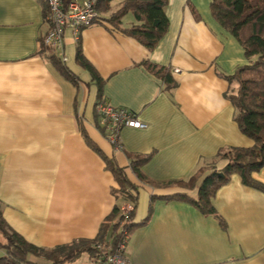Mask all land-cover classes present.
<instances>
[{"label": "crops", "instance_id": "crops-1", "mask_svg": "<svg viewBox=\"0 0 264 264\" xmlns=\"http://www.w3.org/2000/svg\"><path fill=\"white\" fill-rule=\"evenodd\" d=\"M43 1L0 0V214L5 224L44 248L98 235L117 199L113 175L85 142L83 129L139 186L135 222L151 211L128 237L129 264H264V192L232 175L212 199L222 227L216 215L160 198L189 190L144 184L129 167L130 156L151 153L141 167L146 177L180 181L220 150L252 144L233 119L229 83L222 76L247 59L239 42L212 17L211 0H168V29L152 51L100 23L81 28L78 41L66 29L61 53L77 82L41 50L47 28ZM118 4L113 1L112 8ZM132 21L129 14L123 24ZM78 46L104 81L105 102L147 124L123 127L120 150L95 123L98 84L77 62ZM145 60L169 67L176 87L165 89L143 66ZM252 177L264 184V167Z\"/></svg>", "mask_w": 264, "mask_h": 264}, {"label": "trees", "instance_id": "trees-1", "mask_svg": "<svg viewBox=\"0 0 264 264\" xmlns=\"http://www.w3.org/2000/svg\"><path fill=\"white\" fill-rule=\"evenodd\" d=\"M70 1L62 0V3L67 5ZM113 1L115 0H96L97 16L93 23H100L111 32L122 33L135 39L148 51L154 50L168 29L169 21L165 14L168 0H117L119 4L115 9L111 5ZM43 2L45 18L48 8L45 0ZM209 7L215 21L239 42L247 59V63L238 66L232 74H222V76L229 83L226 97L234 109L233 119L241 133L252 140V144L247 147L230 146L220 150L187 179L180 181L158 183L146 177L141 167L150 159L151 153L130 156L129 167L144 184L153 187L178 186L189 190L190 192H178L160 198L166 201L185 202L205 216L216 215L222 227H225L223 219L215 213L212 199L216 191L227 183L232 175H238L245 185L264 192V184L252 177V172L264 167V0H211ZM190 10L194 18L200 20L198 12L192 5ZM129 14L133 17V21L123 24V19ZM41 50L47 52L49 59L66 78L77 82L75 75L56 52L43 46ZM76 60L91 72L94 81L98 84L95 123L106 135L104 128L100 127V117L96 110L98 103L105 102L102 98L104 81L83 56L80 46L77 47ZM142 64L150 73L162 80L165 89L171 90L176 87L177 82L169 67L149 60L143 61ZM233 83L236 84L235 88L232 86ZM81 132L87 145L102 156L106 168L113 175L112 192L117 203L111 214L101 224L95 238L78 239L53 248L39 247L28 242L10 229L0 214V250L2 251L0 264H39L31 260L30 256L42 258L48 264H71L83 254L87 256L89 264L99 251L114 250L125 236L129 237L136 227L148 221L150 210L145 220L135 222L134 219L139 186L128 179L124 168L120 167L112 157L101 153L85 130L82 129ZM195 190L196 194L193 195L192 191ZM126 204L130 206L129 210L123 208Z\"/></svg>", "mask_w": 264, "mask_h": 264}, {"label": "built area", "instance_id": "built-area-1", "mask_svg": "<svg viewBox=\"0 0 264 264\" xmlns=\"http://www.w3.org/2000/svg\"><path fill=\"white\" fill-rule=\"evenodd\" d=\"M45 2L48 8L45 17L47 28L42 34L41 45L58 53L63 61L65 57L62 56L61 52L64 46L65 30H72L75 41H78L80 29L93 24V20L97 16L96 0H71L67 5H63L62 0H45ZM96 110L106 137L115 149L120 150L122 148L118 136L123 127L137 129L147 127V124L139 120L135 113L127 109L115 108L106 102H102L97 104ZM123 208L129 210L130 206L126 204ZM127 240L128 237L125 236L124 240L110 252L99 251L89 264H129L124 256Z\"/></svg>", "mask_w": 264, "mask_h": 264}, {"label": "rangeland", "instance_id": "rangeland-1", "mask_svg": "<svg viewBox=\"0 0 264 264\" xmlns=\"http://www.w3.org/2000/svg\"><path fill=\"white\" fill-rule=\"evenodd\" d=\"M127 24V23H126ZM235 83H233V87L235 88ZM2 253V251L0 250V254ZM71 264H88V260H87V256L85 254L81 255L78 260H76L75 262L71 263Z\"/></svg>", "mask_w": 264, "mask_h": 264}]
</instances>
